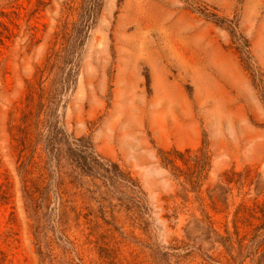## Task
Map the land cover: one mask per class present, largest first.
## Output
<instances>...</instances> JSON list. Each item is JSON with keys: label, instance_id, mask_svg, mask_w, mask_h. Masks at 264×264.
<instances>
[{"label": "rangeland", "instance_id": "obj_1", "mask_svg": "<svg viewBox=\"0 0 264 264\" xmlns=\"http://www.w3.org/2000/svg\"><path fill=\"white\" fill-rule=\"evenodd\" d=\"M0 264H264V0H0Z\"/></svg>", "mask_w": 264, "mask_h": 264}, {"label": "trees", "instance_id": "obj_2", "mask_svg": "<svg viewBox=\"0 0 264 264\" xmlns=\"http://www.w3.org/2000/svg\"><path fill=\"white\" fill-rule=\"evenodd\" d=\"M232 177L228 174V175H226V180H227V182L229 183V182H232Z\"/></svg>", "mask_w": 264, "mask_h": 264}]
</instances>
